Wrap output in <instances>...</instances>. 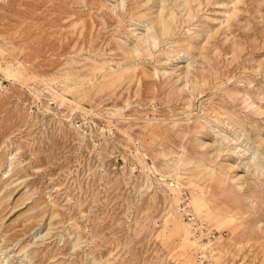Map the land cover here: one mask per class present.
<instances>
[{
    "label": "rangeland",
    "instance_id": "374dc122",
    "mask_svg": "<svg viewBox=\"0 0 264 264\" xmlns=\"http://www.w3.org/2000/svg\"><path fill=\"white\" fill-rule=\"evenodd\" d=\"M0 81V264H264V0H0Z\"/></svg>",
    "mask_w": 264,
    "mask_h": 264
},
{
    "label": "bare ground",
    "instance_id": "6f19581e",
    "mask_svg": "<svg viewBox=\"0 0 264 264\" xmlns=\"http://www.w3.org/2000/svg\"><path fill=\"white\" fill-rule=\"evenodd\" d=\"M161 15L157 16L155 21L157 23V25L159 26L161 31H164L166 26H165V20L164 18L160 17Z\"/></svg>",
    "mask_w": 264,
    "mask_h": 264
},
{
    "label": "built area",
    "instance_id": "2783aa9c",
    "mask_svg": "<svg viewBox=\"0 0 264 264\" xmlns=\"http://www.w3.org/2000/svg\"><path fill=\"white\" fill-rule=\"evenodd\" d=\"M8 88V83L4 82V81H0V89H6ZM172 183L170 184V187H172ZM188 215V214H187ZM189 221H191V223L194 221V218H188ZM194 223V222H193ZM195 225H198V224H195Z\"/></svg>",
    "mask_w": 264,
    "mask_h": 264
}]
</instances>
